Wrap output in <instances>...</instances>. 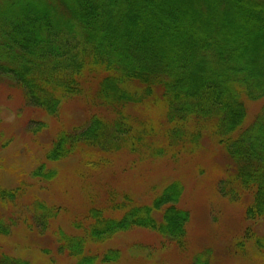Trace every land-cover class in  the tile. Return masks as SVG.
Listing matches in <instances>:
<instances>
[{
	"label": "trees",
	"instance_id": "1",
	"mask_svg": "<svg viewBox=\"0 0 264 264\" xmlns=\"http://www.w3.org/2000/svg\"><path fill=\"white\" fill-rule=\"evenodd\" d=\"M0 79L50 117L73 99L91 107L85 124L57 131L46 161L90 148L106 155L97 165L121 151L138 163L177 162L207 138L229 161L219 189L230 201L249 195L244 217L264 222V0H0ZM129 107L146 113L139 118ZM31 121L32 135L46 127ZM31 173L50 180L53 171L40 164ZM22 183L0 184V204L15 207L0 217L2 236L17 224L53 230L60 216L59 206L37 197L22 205L31 190ZM182 194L180 181L144 203L107 189L102 206L72 220L74 232L52 231L57 253L71 264L113 263L117 250L102 244L135 227L184 248L190 216ZM247 241L264 258V235L249 226L235 251ZM0 264L30 261L0 248Z\"/></svg>",
	"mask_w": 264,
	"mask_h": 264
},
{
	"label": "rangeland",
	"instance_id": "2",
	"mask_svg": "<svg viewBox=\"0 0 264 264\" xmlns=\"http://www.w3.org/2000/svg\"><path fill=\"white\" fill-rule=\"evenodd\" d=\"M257 106L254 103L250 111L255 112ZM128 110L139 118L146 113L142 108ZM90 113V106L73 99L65 102L57 117H50L26 104L22 91L9 85L7 79H0V184L13 188L24 181L22 184L31 186V190L20 203L28 204L37 197L48 205L59 206L60 216L51 221L53 230L61 227L72 233V220L81 219L92 206H102L107 189L123 191L144 203L167 183L180 181V205L187 208L190 216L185 247L180 248L152 230L135 227L102 244L104 251L116 249L119 254V259L109 264H193L202 254L209 264L264 263L251 241L240 252L235 251L249 226L264 235V222L252 223L244 217L249 195L230 201L219 189L229 161L224 151L207 138L195 153L177 162L158 158L138 163L136 155L121 151L110 155L108 163L97 165L95 161L106 155L90 148L58 161H46L45 152L57 131L85 124ZM31 120H41L46 127L32 135L35 123ZM40 164L53 171L50 180L32 175ZM10 207L0 204L1 218L15 211ZM24 228L17 224L9 235H0V248L21 255L30 264H71L70 258L57 253L53 230Z\"/></svg>",
	"mask_w": 264,
	"mask_h": 264
}]
</instances>
